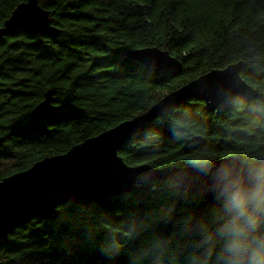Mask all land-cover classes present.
<instances>
[{
	"label": "trees",
	"instance_id": "16d2710c",
	"mask_svg": "<svg viewBox=\"0 0 264 264\" xmlns=\"http://www.w3.org/2000/svg\"><path fill=\"white\" fill-rule=\"evenodd\" d=\"M25 1L0 0V29ZM39 2L62 31L58 38L26 30L0 37V181L67 153L200 76L238 62L246 64L241 75L258 98H237L220 113L194 99L153 121L119 155L131 166L156 168L200 166L227 156L244 162L264 158V0ZM145 48L169 52L181 62V72L150 70L126 54ZM50 90L57 114L34 119V108ZM122 197L82 199L61 206L54 222L35 219L15 229L0 241V264H128L126 254L106 257L99 249L104 233L81 223L93 205L119 221ZM160 202L148 199L142 208ZM204 206L190 207L199 212ZM186 207L179 206L180 215ZM152 231L174 236L166 264H193L194 234L180 235L173 223H159ZM140 243L131 241L127 248Z\"/></svg>",
	"mask_w": 264,
	"mask_h": 264
},
{
	"label": "water",
	"instance_id": "95a60500",
	"mask_svg": "<svg viewBox=\"0 0 264 264\" xmlns=\"http://www.w3.org/2000/svg\"><path fill=\"white\" fill-rule=\"evenodd\" d=\"M17 30L42 34L50 39L62 33L52 24L50 11L39 0L20 3L4 22L0 37ZM126 54L150 70L175 74L182 70L177 58L159 48L131 50ZM245 66L244 62H238L212 70L166 95L143 114L86 139L65 154L44 158L25 171L5 177L0 181V241H7L15 229L32 220L56 221L61 216V206L82 199L124 196L141 191L148 183L163 182L180 173L192 178L193 193H196L206 179L202 173L208 169L221 163L238 168L246 166L248 162L235 156L218 158L200 166L156 168L149 163L131 166L119 155L123 146L149 128L153 121L194 99L204 101L209 112L220 113L237 98H258L259 92L241 75ZM53 103L50 90L34 108L32 117L36 120L53 117L57 114ZM2 142L0 137V146ZM208 199L211 200V196Z\"/></svg>",
	"mask_w": 264,
	"mask_h": 264
},
{
	"label": "clouds",
	"instance_id": "9594fccd",
	"mask_svg": "<svg viewBox=\"0 0 264 264\" xmlns=\"http://www.w3.org/2000/svg\"><path fill=\"white\" fill-rule=\"evenodd\" d=\"M211 163V159L203 161ZM202 175L205 182L195 194L192 178L180 173L148 184L141 193H126L119 221L107 209L93 205L81 223L90 232L104 233L99 249L106 257L126 254L128 264H166L172 257L174 236L152 231L159 223H173L180 235L196 236L193 264H264V158L240 168L221 163ZM148 199L161 202L144 210ZM182 203L189 206L184 215L178 211ZM201 203L205 205L201 211L191 210ZM136 240L141 243L128 249Z\"/></svg>",
	"mask_w": 264,
	"mask_h": 264
},
{
	"label": "snow or ice",
	"instance_id": "6c2138e0",
	"mask_svg": "<svg viewBox=\"0 0 264 264\" xmlns=\"http://www.w3.org/2000/svg\"><path fill=\"white\" fill-rule=\"evenodd\" d=\"M22 11H24V10H22Z\"/></svg>",
	"mask_w": 264,
	"mask_h": 264
}]
</instances>
